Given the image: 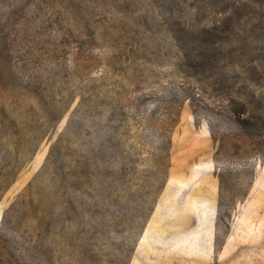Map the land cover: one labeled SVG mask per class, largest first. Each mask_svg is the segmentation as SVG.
Returning a JSON list of instances; mask_svg holds the SVG:
<instances>
[{
    "label": "rangeland",
    "instance_id": "obj_1",
    "mask_svg": "<svg viewBox=\"0 0 264 264\" xmlns=\"http://www.w3.org/2000/svg\"><path fill=\"white\" fill-rule=\"evenodd\" d=\"M207 1L0 0V264H264V0Z\"/></svg>",
    "mask_w": 264,
    "mask_h": 264
},
{
    "label": "trees",
    "instance_id": "obj_2",
    "mask_svg": "<svg viewBox=\"0 0 264 264\" xmlns=\"http://www.w3.org/2000/svg\"><path fill=\"white\" fill-rule=\"evenodd\" d=\"M242 0H211L212 4L215 9L220 12V13H226L231 10L232 7L236 6L239 4ZM210 4L208 3L207 0H200L198 9L200 10V13L203 15L206 9L208 8ZM212 7V6H210ZM215 27H210L207 23L202 24L201 27L199 28L200 32H203L206 36V39L203 40V44L205 45L204 47L208 49L209 47H212L215 45V40H210L209 34L211 30H213ZM212 35V34H210ZM186 56L189 57V52H185ZM189 60V59H188ZM207 60H203L201 63V66L207 64ZM195 64H197L195 62ZM193 63V65L195 66ZM264 127V123L262 125ZM264 128L261 129V127L257 123L251 124V130L249 131V135L252 137L256 136H261V132H264ZM44 135L42 134L38 137V139L35 141L34 146L32 147V153L34 150L39 146V144L42 142L44 139ZM4 159L7 162L6 164H3L0 166V196L2 192L9 186V184L15 179L17 172L20 169L19 163L16 162H11V158L9 157V153L4 155Z\"/></svg>",
    "mask_w": 264,
    "mask_h": 264
}]
</instances>
